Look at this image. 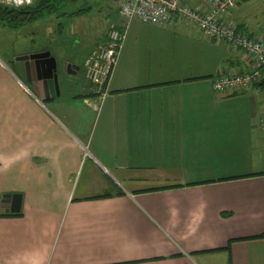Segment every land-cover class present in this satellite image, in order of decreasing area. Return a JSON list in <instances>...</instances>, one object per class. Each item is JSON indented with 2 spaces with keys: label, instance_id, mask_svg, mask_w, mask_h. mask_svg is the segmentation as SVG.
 Wrapping results in <instances>:
<instances>
[{
  "label": "crops",
  "instance_id": "1",
  "mask_svg": "<svg viewBox=\"0 0 264 264\" xmlns=\"http://www.w3.org/2000/svg\"><path fill=\"white\" fill-rule=\"evenodd\" d=\"M124 23L118 9L109 27ZM33 43L0 57V200L19 196L22 214L0 216V264H264V84L211 88L251 58L177 17L133 20L104 99L83 70L52 113L61 94L35 98L14 74L16 57L50 53Z\"/></svg>",
  "mask_w": 264,
  "mask_h": 264
},
{
  "label": "built area",
  "instance_id": "2",
  "mask_svg": "<svg viewBox=\"0 0 264 264\" xmlns=\"http://www.w3.org/2000/svg\"><path fill=\"white\" fill-rule=\"evenodd\" d=\"M35 0H0L8 9L31 7ZM240 0H205L206 10L192 8L182 0H122L119 14L125 20L122 28L110 26L104 43L98 44L84 62V78L101 99L107 95V86L125 40L126 30L133 20L164 26L172 17L202 32L208 39L226 43L251 58L255 68L248 71H222L212 81L216 93L233 94L264 83V42L237 29L225 18ZM235 25V26H234ZM264 134V117L260 121Z\"/></svg>",
  "mask_w": 264,
  "mask_h": 264
},
{
  "label": "rangeland",
  "instance_id": "3",
  "mask_svg": "<svg viewBox=\"0 0 264 264\" xmlns=\"http://www.w3.org/2000/svg\"><path fill=\"white\" fill-rule=\"evenodd\" d=\"M41 1L43 0H35L31 7ZM240 1L242 2L238 6ZM240 1L232 13V22H234L232 24H238L234 17L236 14L244 21L241 23L246 24V29L258 35L255 38H262L264 42V0ZM121 3L122 0H45L42 5L47 7L35 12V14L41 13L40 18L26 23L20 30H8L0 23V57L7 64L12 60L15 54L12 43L15 39L19 42L20 49L29 47L33 41V50L36 46L48 49L57 62L61 94L48 109L52 113H61L57 110V105H67L70 100L63 84L67 82L68 85L70 81L82 80L83 64L88 53L109 29V25L114 22ZM231 12L228 15H231ZM29 32L33 33L32 41L28 39L26 42ZM69 62L78 69L75 75L67 74L65 67L66 64H70ZM261 105L262 109L259 111L264 113V102ZM77 113L93 112L78 102ZM92 116L94 117V114Z\"/></svg>",
  "mask_w": 264,
  "mask_h": 264
},
{
  "label": "water",
  "instance_id": "4",
  "mask_svg": "<svg viewBox=\"0 0 264 264\" xmlns=\"http://www.w3.org/2000/svg\"><path fill=\"white\" fill-rule=\"evenodd\" d=\"M36 65L35 70L33 66ZM30 66V74L34 76L37 81H43L47 87V94L52 91L53 87L56 91V96L59 95V80L57 75L56 60L51 57L50 53L33 54L31 56L18 57L14 59V74L21 81L22 84L27 83L24 79L25 70ZM40 66V68H38ZM67 71L71 74L76 73L77 69H73L71 64L67 65ZM53 85V87H52ZM33 89V88H32ZM33 95L38 97L33 89ZM20 198V197H19ZM16 195H4L5 211L12 213L19 212L20 200Z\"/></svg>",
  "mask_w": 264,
  "mask_h": 264
},
{
  "label": "trees",
  "instance_id": "5",
  "mask_svg": "<svg viewBox=\"0 0 264 264\" xmlns=\"http://www.w3.org/2000/svg\"><path fill=\"white\" fill-rule=\"evenodd\" d=\"M44 1L45 0L39 2L38 4H36L33 7L21 8V9H8V8H4V7L0 6V21L5 23L9 27H13V28L16 26H21L23 24H26L28 22L35 21V20L39 19L41 16V13L35 14V12L42 11L44 8L47 7L46 5L45 6L42 5V3H44ZM237 29L240 30V26H237ZM263 84L264 83H261L258 85H263ZM118 194L122 195L121 192H119ZM16 197L19 198V196H17V195H16ZM107 197H108V195H104V196L95 197L94 199H101V198H107ZM3 205H4V195L1 197V200H0L1 209H3L2 208ZM0 216L20 217V216H22V214L19 211L16 213L3 214ZM224 250L228 251V247Z\"/></svg>",
  "mask_w": 264,
  "mask_h": 264
},
{
  "label": "flooded vegetation",
  "instance_id": "6",
  "mask_svg": "<svg viewBox=\"0 0 264 264\" xmlns=\"http://www.w3.org/2000/svg\"><path fill=\"white\" fill-rule=\"evenodd\" d=\"M35 67H36V65L33 66L34 70H35ZM38 68H40V66ZM29 70H30V66L28 67L27 71L25 70L24 79L27 82V84L31 85V87L34 89V91L36 92V94L39 97H41V99L43 101H46L48 99L49 100L54 99L56 97V91H55V88L53 87V85H52L53 89H52L51 92H49V94H46L45 96L41 95V87H43V89L45 90V83L44 84H43V82L42 83H39L41 81H37L34 78V76L32 74H30V71Z\"/></svg>",
  "mask_w": 264,
  "mask_h": 264
}]
</instances>
